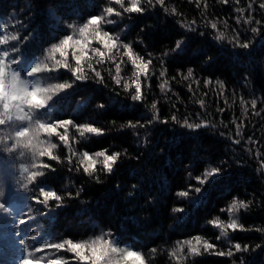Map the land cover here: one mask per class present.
Segmentation results:
<instances>
[{"label":"trees","instance_id":"1","mask_svg":"<svg viewBox=\"0 0 264 264\" xmlns=\"http://www.w3.org/2000/svg\"><path fill=\"white\" fill-rule=\"evenodd\" d=\"M129 1L0 0V34L19 38L0 46L5 50L15 46L17 50L10 51L11 55L27 52L30 60L35 57L38 62L66 34L82 41L70 43L75 46L73 54L82 57V73L78 75H83L85 82L60 73L59 82L73 87L50 102L49 113H42L44 119H72L76 125L92 123L103 130L101 135L82 137L78 128L68 126L67 145L57 135L45 134L57 145L51 152L58 159L45 155L33 169L18 149L0 152V165L13 161L12 171L18 181L26 180L32 171L45 173L28 183V202L10 196L0 199L6 200L9 208L7 213L0 209L5 214L0 222V264H19L25 255L21 240L39 246L69 239L81 243L98 236L119 241V253L107 247L113 264H141L135 258H124L125 246L126 250L139 251L143 264H264V8L260 7L264 0H251L252 8H239L240 2L237 5L229 0H162L160 4L153 0L152 5L142 0V13L125 12L131 6ZM108 7L114 9L117 19L100 25V30L108 31L113 40L118 36L117 47L112 48L111 41L105 47L99 39L83 42L79 28L92 15L104 16ZM69 23L71 29L66 26ZM253 28L257 31L252 32ZM221 32L224 38L217 39ZM237 37L249 47L240 48ZM178 41L180 49L175 47ZM100 44L105 52L103 62L92 51ZM129 50L131 55H125ZM149 60L152 62L145 70L143 63ZM117 65L119 85L114 79ZM92 68L101 71L103 83L96 82ZM189 68L193 76L185 79ZM134 72L140 73L143 99L139 103L130 98L135 93ZM30 79L40 80L45 87L46 72ZM125 84L130 92L124 90ZM152 103L157 104L156 109L151 108ZM157 115L159 119H154ZM173 115L179 123L172 120ZM165 118L167 123L161 122ZM185 118L202 126L182 127ZM7 128L8 135L13 136L8 140L11 147L16 125ZM58 132L63 134L64 129L58 128ZM2 136L5 138L0 131L1 141ZM104 150L108 155L121 153L111 174L104 169V157L95 155ZM85 151L96 161L91 175L84 172L90 164L83 159ZM22 164L28 166L23 174ZM45 164L50 167L44 168ZM213 167L221 168L222 175L203 185L201 203L194 207L190 203L197 198L194 189L201 187L197 177L203 178ZM41 186L55 191L61 201L49 200L47 209L35 205L31 197L39 196ZM3 189L0 186V191ZM180 191H189V196L180 197ZM234 200L247 204L235 215L246 230H229L227 237L217 240L221 232L210 222L219 218L228 223V209ZM177 206L185 211L173 213L171 209ZM28 209L41 215L45 225L31 244L19 224ZM5 230L15 231L22 249L10 243ZM196 236L216 247L208 252L201 248L198 256L189 255L185 242L192 240L193 246L200 247ZM235 243L241 248L248 245V251L237 252ZM230 247L234 253L231 257L214 254L227 252ZM40 254L60 262L73 258L67 250L45 248Z\"/></svg>","mask_w":264,"mask_h":264},{"label":"snow or ice","instance_id":"2","mask_svg":"<svg viewBox=\"0 0 264 264\" xmlns=\"http://www.w3.org/2000/svg\"><path fill=\"white\" fill-rule=\"evenodd\" d=\"M157 4L162 3V0H155ZM117 4H121L122 0H116ZM225 3H227V0H225ZM147 4L152 5L153 0H147ZM261 8H264V3L260 4ZM125 12L128 13H142L144 9L140 6V0H131V6L124 9ZM238 11H242L239 10ZM104 12L108 15H111L114 12V9L112 7H108L104 9ZM116 15H119V13H116ZM103 15H92L88 18V20L79 28V33L81 36H84V34L89 30L90 26L93 27L94 35L103 43L105 47L109 46V42L111 41V47L116 48V40L119 39V37H116V40L112 39V35L108 31L101 32L100 25L101 22L104 21ZM250 22V21H246ZM59 23V21H57ZM107 24L113 23L111 19H108L106 21ZM259 23V21H257ZM68 28H72V24L66 25ZM211 27L213 29H216V24L212 23ZM257 29L253 28L252 32H256ZM224 33H219V36L217 39H223ZM19 38L16 35L12 36H5L3 34H0V46H4L9 44L10 41H17ZM27 39V37H25ZM74 41L73 34H66L64 37L60 40L59 44H53L52 45V51L53 52H59L61 57H64L63 60H56L53 67L49 68L47 64L44 63L43 59H40L38 62L35 61V57H33L31 60L28 57L27 52L22 53L20 56L18 55H11L10 51L12 53L16 52V47L13 46L11 50H5L2 47H0V126L7 125L9 128H12L13 125H16V128L14 130V138L15 142L11 144V147H5V151L8 153H12L18 148L22 149H30L31 150V160L34 162L37 158V156L43 157L45 155H48L51 159L56 160L58 159L56 156L52 155L51 149H55L57 147L56 144L49 143L48 144V151L45 152L41 150L38 145L44 144L45 141L39 139V133L42 131L47 136H51L53 134L57 135L59 137V140L64 142L65 145L68 143V126H73L78 128L80 136H85V134H95V135H101L103 134V130L99 127L93 126L92 123H84L82 125H76L72 119H63V120H57L55 122L51 120H45L44 116H42V113H49V110L52 107V104L50 102L53 101L54 97L52 95L44 96L42 94L50 92L52 89H58V90H66L71 87H73V84L71 83H55V84H49L47 87H43L41 85L40 80H35L33 82L32 79L36 76V74L48 71H59L60 68H63L65 70H69L72 72L73 77L77 81L85 82V77L83 75H78V73H82V67H79L81 65V56H75L74 59L75 63L78 65V67L72 69L70 68V65L67 61V53L66 49L69 47L70 42ZM75 44H81V40H75ZM237 44L240 48L247 49L249 47V44L247 42L245 43H239V39L237 37ZM124 47L126 49H130V46L125 44ZM176 49L181 48V43L178 41L176 43ZM94 53H98L100 56V61L103 62L104 60V53L99 52L98 49H92ZM87 55V53H85ZM125 55H131L130 50L125 52ZM23 56V59L21 58ZM89 60L92 59V57H88ZM143 60V58H140ZM152 61L149 60L147 62L143 63V67L145 70L148 69L149 64ZM135 63V61H133ZM91 67V65H90ZM117 77L115 79V83L119 85L121 83L119 77L120 74V68L119 65H117ZM92 72L94 73V77L96 78V82L103 83L104 78L101 74L100 70H97L96 68H92ZM164 72L162 71L160 73V76H164ZM134 75L136 76V80L133 82L135 84V93L131 95V100L133 102L139 103L143 99L142 91H141V84H140V73L134 72ZM193 76V70L189 68L187 70V79L188 77ZM174 79V78H173ZM145 80H147V72H145ZM208 81H206L207 83ZM31 85V87H30ZM150 87V83L147 85ZM221 88L224 87L223 84L220 85ZM161 91L164 90V84L160 85ZM124 90L126 92H130L131 89H129L128 84L124 85ZM87 103L86 101L84 102ZM203 102H201L202 104ZM253 107H255L256 101H252ZM83 106V105H82ZM100 107H104L102 104ZM152 109L157 108L156 103L151 104ZM223 111V110H221ZM154 119H159L158 115L154 117ZM172 120L179 123L177 121V117L175 115L172 116ZM152 121H149L151 123ZM163 123H167V119L165 118ZM130 127H136L135 124H129ZM143 126V125H141ZM182 127H187L189 129H199L202 124L201 123H189L187 118L184 119ZM203 126H207L204 124ZM58 128H63L64 133L60 134L58 132ZM32 132L31 139H28L27 142L23 141L21 138H28L29 132ZM239 134V130H238ZM7 139L11 140L13 139V136L10 135L7 137ZM236 143H239V140L234 141ZM107 150L99 151L95 153L96 156L104 157L103 160V166L104 169L107 171V173L111 174L113 171V166L117 163L118 158L120 157V152H115L111 155L106 154ZM20 155H24V152L21 151ZM83 159L90 162L89 167L84 168V172L86 174L91 175V172L95 171V164L96 161L93 159V157L88 153L84 152ZM32 167H36L35 163L32 164ZM44 168H49L50 165H43ZM21 173L28 172V166L27 165H21ZM91 169V171H90ZM54 171V169H53ZM45 173L42 171H32L28 177L27 180L29 183H32L36 180L37 177L43 176ZM222 175V169L219 167H213L210 171H206L204 173L203 178L197 177V180L201 187H196L194 191L197 193V198L192 199L190 203L194 207H198L201 203L200 195L203 193V185H205L206 182H209L211 179L213 182L216 177ZM97 180H99V177H96ZM28 184L24 185V188L27 189ZM191 187L189 191H191ZM189 191H180L178 195L180 197H188ZM4 194L0 192V196H3ZM76 195H79V192L76 193ZM68 196L71 197L72 193H68ZM42 197L43 199H40ZM62 197L57 195V193L53 190H45L43 186L39 188V196L33 195L31 197V200L34 203L41 204L47 209L48 201L49 200H56L61 201ZM61 206L60 204H57V207ZM247 204L243 201L236 202L235 200L231 204L230 208L228 209L229 213V222L224 223L219 218L211 221L210 223L216 226L221 230L220 236L217 237V240H219L221 237H227L228 231H237V230H246L244 229V226L239 224L237 221V218H235V213L238 212L240 209H246ZM0 209H2L5 213L9 211V208L7 207V201H0ZM30 211V210H29ZM173 213H182L185 211L182 207H173L171 209ZM223 211V209H222ZM27 215V214H26ZM20 225H26L27 220L26 219H20L19 220ZM19 235V233H17ZM32 240H36L37 237H31ZM202 241V247L205 252H208L210 249H214L216 246L208 241L207 239H203L200 236L195 237L196 245H200ZM21 244L25 245L24 252L25 255L22 259H20L19 264H40L41 260L44 259V256H40L38 258L33 256V253H43L45 248L48 249H56V250H64L65 245H68V250L75 253L76 256L79 257V260L81 264H86L89 257L84 254V250L88 247V245L84 243H74L70 239L65 240L60 243H42L39 246H29L26 244L24 240L20 241ZM97 243V241H93L92 244ZM103 243L107 245L108 248H110L111 252L113 253H119L122 251L121 247L119 246V241L112 238L111 240H104ZM188 245V252L189 255L198 256L201 254L200 247L193 246V241L188 240L185 242ZM31 247V251H30ZM259 247V245H257ZM127 246H125V259L128 258H135L136 260L140 261L141 264H143V257L139 251L135 250H126ZM234 248L237 252L240 251H248V245H244L243 248H241L240 243H235ZM92 255L94 259L92 260V264H100L101 261L104 260V257L107 255V250H104L98 254L97 249L95 247L91 248ZM215 255H227L229 257L233 256L234 253L231 249L227 252L219 251L215 252ZM33 257V258H30ZM48 264H61L59 260H50Z\"/></svg>","mask_w":264,"mask_h":264},{"label":"rangeland","instance_id":"3","mask_svg":"<svg viewBox=\"0 0 264 264\" xmlns=\"http://www.w3.org/2000/svg\"><path fill=\"white\" fill-rule=\"evenodd\" d=\"M141 1L142 0H140V2ZM229 1L236 2L237 5L240 2L239 8H252L251 0H229ZM247 1H249L250 4L247 3V5H245ZM129 2L131 4V0ZM104 14H105L104 15L105 19L103 21L104 24L103 25L101 24V26L109 25L106 23V21L108 19H111V20H113L114 18L117 19V17H115L114 12L111 15H108L105 12H104ZM97 40H98V38L94 35L93 27L90 26L89 30L83 36V42L90 44V43L95 42ZM102 47L103 46L101 44L98 45V50H99V52H103L104 56H105V52L103 51ZM74 50H75V46L71 43H70L69 47L65 50L67 53V59L70 56V61H68V64L70 65V68H72V69L76 68L78 66L75 63V59L73 57ZM97 55L99 56L98 53H97ZM63 59H64V57H61L59 52H53L52 49L43 57L44 63L47 64L49 68L53 67L56 60H63ZM62 71H63L62 68H60L59 71H52V72L45 71L46 72L45 87H47L49 84L60 83L59 79H58V75L60 73H64V75L73 77L72 73H66V72H62ZM65 91L66 90L52 89V90H50V92L44 93L43 95L44 96L52 95L54 98H56V97L62 96ZM8 130L9 129L7 128V125L0 126V131H2V134L5 136L6 139L9 136ZM44 135H45V133H43L42 131L39 133V139L45 141V143L38 145V147L41 150L47 152L48 144L50 142L48 139H46V137ZM31 137H32V132L30 129L29 137L23 138L22 140L27 142V140L31 139ZM5 138L2 136L3 141L0 140V152H2V153L5 152V150H4L5 147L6 146L8 147V140L9 139H7V141H5L4 140ZM9 142L13 143V142H15V140H12V142L11 141H9ZM18 151L19 152L23 151L25 154V157L31 161V163H28V165L30 167L29 169L35 168V167H32L33 163H35L36 166L38 165V162L41 158L40 156H37L36 160L33 162L31 160V150L30 149L18 148ZM14 165L15 164L13 163V161H8L7 163L1 162V165H0V186L4 187V189L0 192H2L4 195L0 196V199H6L10 196V198H12V199L26 200L28 202L30 200V196L26 195V192L28 191V187H27V189H25L24 185H25V181H26V184H28L29 182H28L27 178L23 182L18 181V178L15 177L14 172L12 171ZM33 203H31V204H33ZM34 204L37 206L39 205L38 203H34ZM236 213H235V215H236ZM26 214L27 215H25L23 217V219L27 220V224L26 225H20V227L23 230L24 235L28 236L29 242L31 244L33 242L31 237L35 236L38 238L40 236V234L43 232L45 225L42 222L41 215H38V213L32 211L31 209H28V212ZM4 216H5V214L3 212L2 213L0 212V222H2ZM228 222H229V220H228ZM0 227H1V224H0ZM8 228H9V226H8ZM220 232H221V230H220ZM5 233H6V236H10V238H11L10 243L15 245L16 248H19L18 247L19 237H16L15 231L5 230ZM0 238H1V235H0ZM3 239H6L5 235H4ZM93 241H97V243L92 244ZM103 241H104V239L102 237L98 236V237L93 238L91 240L81 242V243L88 245V247L84 250V254L89 257L86 264H92V260L94 259L92 252H91L92 247H95L97 249L98 254L104 250H107V255L104 257V260L100 262V264H113L112 253L107 249V245H105L103 243ZM60 242H63V241H60ZM68 248H69V246L65 245L64 250L69 251L72 254L73 258L70 259L69 261H67V260L63 261V262H61V264H81V263H79L80 262L79 257L76 256L74 252L68 250ZM201 248L203 249L202 243L200 245V249ZM19 249H22V248H19ZM53 250L57 251L56 249H53ZM33 256L38 258L42 255L40 253H33ZM74 256H76V257H74ZM30 258H33V257H30ZM49 261H50V257H46L43 260H41L40 264H48Z\"/></svg>","mask_w":264,"mask_h":264},{"label":"bare ground","instance_id":"4","mask_svg":"<svg viewBox=\"0 0 264 264\" xmlns=\"http://www.w3.org/2000/svg\"><path fill=\"white\" fill-rule=\"evenodd\" d=\"M187 177V176H186ZM190 177H188V179H189ZM190 188V187H189ZM196 197V196H195Z\"/></svg>","mask_w":264,"mask_h":264}]
</instances>
